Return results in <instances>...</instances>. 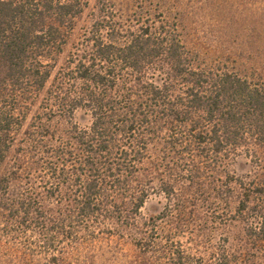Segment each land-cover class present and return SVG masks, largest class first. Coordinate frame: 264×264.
Wrapping results in <instances>:
<instances>
[{
    "label": "trees",
    "instance_id": "trees-1",
    "mask_svg": "<svg viewBox=\"0 0 264 264\" xmlns=\"http://www.w3.org/2000/svg\"><path fill=\"white\" fill-rule=\"evenodd\" d=\"M160 1L126 17L98 1L59 65L89 0H0V264H98L104 245L130 246L128 264H260L264 184L225 165L264 148V79L191 46L180 3ZM154 194L167 204L147 217ZM252 216L245 249L211 241Z\"/></svg>",
    "mask_w": 264,
    "mask_h": 264
},
{
    "label": "rangeland",
    "instance_id": "rangeland-1",
    "mask_svg": "<svg viewBox=\"0 0 264 264\" xmlns=\"http://www.w3.org/2000/svg\"><path fill=\"white\" fill-rule=\"evenodd\" d=\"M98 1L89 0V7L79 17L71 32L64 52L60 57L59 65H62L70 55L78 49H85L86 40L90 36L92 24L98 12ZM120 16L126 17L130 11L148 9L151 4L155 6L160 0H110ZM153 1V2H152ZM167 0L160 1L163 8L167 7ZM181 5L185 37L191 46L197 47L202 52L208 51V56L216 57L221 53L231 55L233 61L239 63L246 73L264 79V0H176ZM152 12L156 8H150ZM146 11V10H145ZM55 75V74H54ZM28 119L27 125L30 123ZM82 124L86 122L81 121ZM226 170L238 177L247 180L260 179V185L264 184V148L252 146L250 151H241L226 163ZM224 174V173H223ZM238 194V189L235 190ZM262 195H264L262 193ZM215 202V198L210 199ZM260 197V227L264 222V203ZM238 200L232 201L233 211L238 205ZM167 204L162 194H154L146 203L142 212L147 217L159 215ZM205 205V206H204ZM206 204H201L198 209L199 219L190 225L192 231L198 236L200 224L210 220V212ZM255 207L254 203L251 204ZM249 217L251 223L231 219L223 226L210 224L211 241L218 244L222 238L229 239V247L240 251L248 246L246 241L250 225H257L256 218ZM6 240L1 242L5 247ZM264 249V247L262 248ZM260 249L258 262H262L264 250ZM135 255L133 249L128 246L123 253L113 251L110 247L97 250L98 264H128L129 259ZM4 259L3 250L0 252V260Z\"/></svg>",
    "mask_w": 264,
    "mask_h": 264
}]
</instances>
